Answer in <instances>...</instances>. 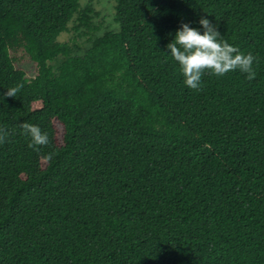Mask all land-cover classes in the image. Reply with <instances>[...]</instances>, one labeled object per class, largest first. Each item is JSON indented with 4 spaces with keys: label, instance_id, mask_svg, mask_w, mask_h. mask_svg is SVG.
Listing matches in <instances>:
<instances>
[{
    "label": "trees",
    "instance_id": "1",
    "mask_svg": "<svg viewBox=\"0 0 264 264\" xmlns=\"http://www.w3.org/2000/svg\"><path fill=\"white\" fill-rule=\"evenodd\" d=\"M113 1L96 35L90 4L0 0V264H264V0ZM203 16L254 80L185 85L166 46Z\"/></svg>",
    "mask_w": 264,
    "mask_h": 264
},
{
    "label": "clouds",
    "instance_id": "2",
    "mask_svg": "<svg viewBox=\"0 0 264 264\" xmlns=\"http://www.w3.org/2000/svg\"><path fill=\"white\" fill-rule=\"evenodd\" d=\"M198 23L200 29L191 27L189 23H181L180 29L175 33V39L166 46L168 53L178 62L185 85L199 91L206 72L223 76L238 70L247 74L249 81L254 80L256 71L253 64L258 63V58L251 52L245 53L239 47L228 43L218 25L207 16L201 17ZM22 87L23 85L18 84L8 89L4 97H15ZM18 127L22 130V135L30 138L28 147L36 152L51 143L48 133L43 132L38 125L25 121L19 123ZM10 135L6 127L0 126V143L7 142ZM55 155V152H50L43 158L51 161Z\"/></svg>",
    "mask_w": 264,
    "mask_h": 264
},
{
    "label": "rangeland",
    "instance_id": "3",
    "mask_svg": "<svg viewBox=\"0 0 264 264\" xmlns=\"http://www.w3.org/2000/svg\"><path fill=\"white\" fill-rule=\"evenodd\" d=\"M81 6L90 4L93 6L94 11L98 13L97 17L93 18V22L101 23V28L96 32V35H101L104 31L118 29L117 24L114 21V9L113 0H79ZM80 30L73 31L69 25V31L60 35L59 39L62 41H74L80 46L78 50L74 51V54H83L86 48L89 47L90 41L87 37L80 34ZM72 39V40H71ZM62 59H57L54 65L57 66ZM23 68L26 70L29 76H33L35 71L31 63H24Z\"/></svg>",
    "mask_w": 264,
    "mask_h": 264
}]
</instances>
